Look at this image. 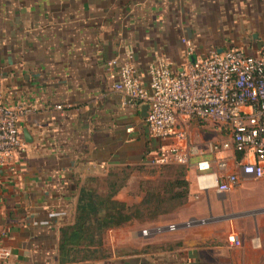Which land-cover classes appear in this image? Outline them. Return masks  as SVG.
<instances>
[{"label":"crops","instance_id":"0c3cea01","mask_svg":"<svg viewBox=\"0 0 264 264\" xmlns=\"http://www.w3.org/2000/svg\"><path fill=\"white\" fill-rule=\"evenodd\" d=\"M181 39L191 42L193 57L229 49L257 56L264 49V0H0L1 101L29 110L16 123L22 149L13 171H0V247L9 251L0 264H264V174L241 177L239 156L228 152L220 156L238 180L226 194L196 191L197 158L183 167L185 180L192 177L188 206L170 223L173 231L159 225L158 238L140 243V231L132 230L111 243V250L133 251L127 255L58 259L59 230L72 223L88 178L113 166H146V154L183 145L149 136L147 106L122 105L111 87L116 70L107 72L105 64L130 54L145 84L147 66L157 60L179 70ZM176 123L202 158L217 157L207 145L226 136L215 123ZM229 233L238 246L227 242Z\"/></svg>","mask_w":264,"mask_h":264},{"label":"built area","instance_id":"2783aa9c","mask_svg":"<svg viewBox=\"0 0 264 264\" xmlns=\"http://www.w3.org/2000/svg\"><path fill=\"white\" fill-rule=\"evenodd\" d=\"M180 43L185 59L179 70H171L164 59L157 60L147 66L145 84L137 76L130 54L123 62L109 60L105 70H116L117 80L111 87L122 105L147 106L144 123L151 138L183 142L181 146L159 147L146 154L145 165L187 167L191 159L197 158L192 164L196 191L226 194L235 188L238 175L228 171L221 153L228 152L232 158L239 156L234 165L241 177L257 180L264 174V49L257 56L229 49L198 58L193 57L189 40L181 39ZM54 108L61 110L60 105ZM28 111L5 106L0 95V171L5 167L13 171L12 160L22 149L16 123ZM178 117L215 123L224 133V140L207 145V151L217 156L212 162L202 158V152L187 142L186 131L177 126ZM174 228L173 224L165 226L168 232ZM161 231L162 227L156 226L141 230L140 235L149 237ZM226 239L232 246L239 245L233 233ZM8 258L9 251L0 247V261Z\"/></svg>","mask_w":264,"mask_h":264},{"label":"rangeland","instance_id":"374dc122","mask_svg":"<svg viewBox=\"0 0 264 264\" xmlns=\"http://www.w3.org/2000/svg\"><path fill=\"white\" fill-rule=\"evenodd\" d=\"M88 179L86 187L91 188L98 194L106 193L110 183L122 185L114 194L113 199L116 201L120 200L118 202L124 203L126 206H134L140 203L145 197V193H148L147 197L152 199L153 202H155V199L161 202L154 212L156 214L155 219L132 221L119 228L107 230L103 235L102 247L100 248L101 255L106 257L112 253L116 254L118 250L124 255L133 252L129 248L117 247L119 245H116V248L114 247V250H111V243L115 241L124 242L132 230L141 231L142 229H151L159 225L164 226L175 222L188 206L186 201L187 197L182 198L181 196L184 190L183 185H176L175 183L181 182L182 180L187 185L188 182H191L192 177L186 175V183L183 167L168 164L157 167L140 165L113 166L106 169L100 175L97 174ZM152 207V205L149 207L147 216L148 213L153 214ZM156 236L159 237V235L155 234ZM153 237L154 235L149 237L144 236L139 238L137 242L142 243L146 239ZM142 247L140 246L135 251L141 250ZM155 247L157 248V246L153 248Z\"/></svg>","mask_w":264,"mask_h":264},{"label":"trees","instance_id":"16d2710c","mask_svg":"<svg viewBox=\"0 0 264 264\" xmlns=\"http://www.w3.org/2000/svg\"><path fill=\"white\" fill-rule=\"evenodd\" d=\"M183 185L182 198L186 196V185ZM120 184L110 183L104 194H98L88 187L78 190L74 207V217L70 225L60 228L57 243V256L60 262L77 263L96 258L101 255L103 235L107 230L116 229L132 221L155 219L154 213L161 202L148 198V193L140 203L126 206L113 199L114 194L121 188ZM152 207L153 214L148 213ZM146 212V213H145ZM145 213V214H144ZM147 217V218H146Z\"/></svg>","mask_w":264,"mask_h":264}]
</instances>
